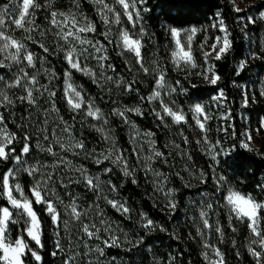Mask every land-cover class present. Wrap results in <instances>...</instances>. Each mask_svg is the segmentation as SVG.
<instances>
[{
    "label": "trees",
    "instance_id": "trees-1",
    "mask_svg": "<svg viewBox=\"0 0 264 264\" xmlns=\"http://www.w3.org/2000/svg\"><path fill=\"white\" fill-rule=\"evenodd\" d=\"M247 1L250 5L242 11L235 10L232 0H144L139 3L137 9L141 13L139 22L143 29L141 62L149 67L148 73L143 71L137 60L128 57L120 48L118 34L113 35L111 32L106 37L109 26L105 25L94 0H53L51 9L36 11V27L31 33L14 29L13 34L17 38L32 37L24 42L29 51L34 53L36 68L28 71L38 72L39 84L56 93L51 99L48 92L42 95L40 92L35 93L39 98L32 105L27 101L16 100L2 107L4 123L9 131L17 135V141L12 145L14 154L20 153L24 145L23 138L28 136L30 153L24 159L30 164L43 163L53 172L60 173L59 176L66 179V185L71 186L77 196H90L79 191L85 185L80 175L71 181L63 169H58L52 155L47 151H37L35 141H32L45 135L52 141L53 131L55 136L66 138L68 135L62 134L61 129L65 125L70 126L71 135L76 140H82L85 145L84 149L73 150L71 164L87 169L92 176H104L111 192L119 195L130 210L124 213L106 207V214L130 236L128 244L109 249L113 264H204L206 244L219 249L224 264H253L247 251L250 238L248 221L237 219L230 207L226 206L225 200L227 189L231 186L264 203V19L259 18L260 13L264 12V0ZM7 2L0 0V5ZM39 2L46 4L47 0ZM106 2L111 4L112 0ZM113 7L122 11L117 5ZM51 11L78 13L86 17L95 26V31L86 33L88 39L106 49V60L98 62L95 59L90 64L97 76L95 80L76 72L72 73V80L103 113L107 123L102 128L112 136L127 160L131 173L129 176H124L122 167L115 165L113 160H103L99 164L95 162L101 158L100 154L107 153V140L96 130L93 121L71 110L66 102V74L70 72L65 59L68 49L66 41L57 34L59 30L50 23ZM217 13L221 14L220 18L231 32L230 52L220 60L209 55L206 63L204 52H207V48L199 47L203 42L199 38L193 49L196 72L177 69L171 62L169 29H212ZM249 17L254 18L255 22L249 23ZM120 24L132 30L124 16H121ZM219 35L222 33L214 28L211 41ZM41 44L48 49L47 52L40 47ZM242 61H247V66L238 75ZM98 63L104 65L103 69ZM212 64L215 65V74L220 76L216 85L204 78L206 72L211 78L208 68ZM157 66L164 70L168 85L175 88V103L187 113V122L184 124H163L154 116L152 105L146 99L155 89L157 75L151 68ZM101 72L104 78H101ZM0 73L5 74L6 79L10 76L7 69L0 70ZM49 73H54V76ZM109 76L111 80L106 79ZM120 80L125 83L135 81L133 88L138 91L127 92L124 84L118 87ZM220 91H223L224 97L217 101L215 98ZM9 95L12 96L11 91ZM53 103L58 112L49 114ZM197 103L206 106L205 113L209 116L204 131L196 125L189 111ZM124 107H140L141 114L126 113L127 119L118 116L117 110ZM224 115H229L230 119H221ZM58 117L63 118V123ZM40 129L45 131L41 132ZM134 132L152 142L148 157L152 156L153 159L146 164L140 163L132 145ZM145 133H152V136L148 137ZM205 136L207 143L216 146L215 159L209 153ZM251 138L258 145L253 144ZM246 143L249 148L243 146ZM155 151L162 155L156 157ZM53 164L56 167H52ZM14 166L11 159L0 160V177ZM105 168L111 171L105 172ZM155 173L162 175L157 176ZM220 176H224L225 181L218 183ZM21 180L25 194L33 201V210L40 220L43 246H37L21 231L26 228L25 225L10 224L9 229L13 231L14 239L22 236L29 247L41 256V260L36 261L27 253L24 259L26 264H57L53 220L45 205L35 203L30 192L32 182L29 177L24 175ZM76 180L82 181V187ZM169 191L173 193L171 197L167 195ZM205 193L208 195L204 196ZM157 198L164 200V203H158ZM205 201L212 204L211 209L205 207ZM91 202H95V199H91ZM173 202L174 208L171 206ZM0 207L10 208V204L5 198H0ZM201 211L208 212L209 223L213 227L204 228L199 215ZM12 212L15 218L17 212ZM260 215L264 216V210ZM143 217L154 222L151 229L143 227ZM217 224L219 233L215 231ZM261 228H264V221H261ZM0 264H3L2 259Z\"/></svg>",
    "mask_w": 264,
    "mask_h": 264
},
{
    "label": "snow or ice",
    "instance_id": "snow-or-ice-1",
    "mask_svg": "<svg viewBox=\"0 0 264 264\" xmlns=\"http://www.w3.org/2000/svg\"><path fill=\"white\" fill-rule=\"evenodd\" d=\"M97 5L101 18L103 19L105 25H108V31L105 33L106 37L111 34V26L119 25L121 23V16L127 18L128 21L135 23L139 22L141 18V13L137 9L139 3L144 2V0H112V3H107L106 0H94ZM53 0H47L46 4H41L39 0H8L6 4L0 5V70L7 69L10 73V76L6 79L5 74L0 73V106H8L13 104L16 100L27 101L29 105L35 104L38 96H35L34 93L40 92L41 95L43 92H48L49 99L55 97V91H49L47 86H42L39 84L37 76L38 72L30 73L28 69H35L36 63L34 62V53L29 51L25 39H31L32 37L25 36L17 38L13 31L14 29H22L25 33H31L36 25L34 24L36 11L42 8L51 9ZM113 5L119 6L122 11H118ZM240 11L239 8L235 9ZM147 11V9H143ZM51 20L50 23L55 26L59 31L58 35L60 38L67 42L69 50L65 53V59L69 63L72 69L77 71H83L85 75H88L92 78H96V73L91 69L87 68L85 65L81 68L80 57L88 59L86 53L89 54H99L97 55L98 62L107 59L106 49L103 45L93 40L88 39L86 36L82 35L86 32L95 31V26L93 23L78 13H63L57 11L50 12ZM221 14H216V22L211 25V27L218 29L222 35L215 36L213 38V43L210 45L212 52L215 53V60H220L223 56L227 55L232 48L231 32L228 30L225 22L220 18ZM135 18V20H134ZM260 19H264V12L260 13ZM249 23H254L255 20L252 17L248 18ZM206 32L207 29L191 27L188 29H178L172 27L169 29V35L172 42L171 50V62L177 68H180L181 65L188 68H196L197 64L193 58V40L197 32ZM143 38V29H141L139 35L130 33L127 29H121L119 32V39L121 46L124 50L132 53L137 59V63H140L141 68L145 73L150 71L149 67H145L142 61V44ZM76 44L80 45V50L77 52ZM208 44V38L204 37L203 42L199 45L203 49ZM87 45L88 47H85ZM41 48L45 52L48 49L41 44ZM91 49V52H90ZM63 50V49H62ZM211 55L210 52H204V59L207 63L208 56ZM256 58V57H251ZM98 66L103 69L104 65L98 63ZM247 66V61H242L239 64L238 72L239 75L242 73ZM109 67H111L109 65ZM215 65L212 64L208 68V72H211V78L207 72L205 73L204 78L209 80L212 85H216L220 80V76L215 74L214 71ZM114 70V69H113ZM151 71L156 73L157 79L155 84V89L146 99L148 102H155L159 100L162 112H157L156 115L161 117L162 114H165L167 117H170L175 124H180L186 121V116L182 109L173 108L165 102L163 98V93L167 92L169 95L172 92H175V88H172L168 85L165 80V72L159 66L151 68ZM49 75L54 76V73H49ZM101 78L103 77V72H101ZM111 80L112 77L109 76L106 78ZM99 83V81H97ZM125 83L123 80H120L117 83L119 87L120 84H124V89L127 92H132L135 89L133 84ZM12 89H19L20 92L24 93L23 95L16 96L15 100L13 96L9 95V92ZM42 89V91H41ZM138 91V90H135ZM224 97L223 91L219 92V95L215 98L219 101ZM65 99L67 104L73 110H80L82 107L86 109V115L94 119L101 120L104 124L107 123V120L103 119V113L98 107H95L94 102L86 101L85 97L82 95V90L75 86L71 82L70 74H66V86H65ZM144 99V98H142ZM206 106L199 103L195 104L189 111L192 113V119L195 121L196 125L202 130H205L206 123L209 119L208 115H202L205 113ZM53 112H58L53 103L50 107L49 114ZM135 112L136 114H141L140 107L129 108L124 107L118 109L116 114L118 116L126 117V113ZM48 115V114H46ZM61 123H63V118L58 117ZM221 119L228 120L230 119L229 115H224ZM47 120L45 121V124ZM130 123V122H129ZM135 126L133 125V128ZM99 132H103V128L96 129ZM41 132L45 129H40ZM62 134H67L68 139L65 143L61 140L60 137L55 136V131H53L54 139L51 141L52 144H60V147L65 151H73L74 149H84L85 145L82 140H75L71 136V130L69 125H65L61 129ZM144 135L151 137L152 133H145ZM24 145L20 149L19 154H14L15 150L11 147L13 142L17 141V135L14 132L8 130L7 125L4 123V116L0 114V160L11 159L16 164L14 169H9L3 177H0V198H5L12 209H15L17 216L13 217V212L9 207H0V259L5 261V264H24V257L26 252L30 253L31 256L36 260L40 261L41 256L38 251L33 250L29 247L28 243L23 237H18L13 240L11 238V233L9 229L10 224L19 223L20 217H25V225L27 236L31 238L32 241L36 243L37 246L42 247L41 244V229H40V220L37 216V213L33 210L32 203L33 201L25 195L22 185L19 183V177L21 173H26L30 177L35 178V182L30 188V192L34 197L35 203L45 205L46 211L51 215L53 222H57L60 213L57 210V206L54 205L53 201L63 204V201L60 200L59 196L56 194L53 188L49 187V183L53 182V177L51 172H45L44 169L47 167L43 163L37 164H28V161L24 157L28 156L30 153V144L29 137L25 136ZM44 140H47L48 137L43 136ZM106 139H110L106 137ZM111 142V141H110ZM151 143V141H149ZM205 142L207 143V137L205 136ZM41 150L47 151L54 157L60 164H63L65 167H72L74 171H78L80 176L86 182V184L93 188H100L101 181L99 176H92L88 173L87 169L83 167H75L71 164L70 161H65L62 156L58 153H54L52 147H47L46 149L42 148L40 143L37 142L36 145ZM112 151L107 155L100 154L101 158L96 159V163H102L103 160L112 159L114 163H119L122 165L123 175H131L129 165L127 160L116 150L114 142H111ZM245 148H249V145L246 143L243 145ZM209 153L212 155V158L215 159V145L207 143ZM156 157H160L162 153L159 151L154 152ZM87 155V153H86ZM147 161L153 159L152 156L145 158ZM27 165V166H26ZM52 167H56V164H53ZM105 172H110V168H105ZM157 176L162 174L155 173ZM203 174H201V177ZM225 177L220 176L218 178V183L224 182ZM75 182L79 183V180ZM66 186V185H65ZM14 193L18 194L14 195ZM169 197L173 195L171 191L167 193ZM208 194L205 193L204 196ZM226 206L230 207L231 213H234L235 216L241 221L247 220L250 232L252 233L253 238L249 243V252L251 255L257 258V264H261L262 259H264V228H261V221H264V216H261L260 213L264 210V203L258 202L253 198L251 194H244L238 191H228L227 196L225 197ZM113 207L119 208L124 213L129 211L128 207H125L123 204H117L113 200L108 201ZM171 206L174 208L175 203L173 202ZM205 207L211 209L212 204L205 201ZM65 211L70 209L71 217H74L77 221H80V224L77 227V231L82 229L83 233L88 238H95L100 240V230L96 227L95 224L89 225L83 223L82 216L87 215V213H81L78 211V206L75 202L70 203L69 205H64ZM202 220L204 228H211L213 225H210V217L207 211H201L199 213ZM231 218V217H230ZM144 223L143 227L151 229L153 227V221L147 217H143ZM65 229L69 228L68 220L62 221ZM163 230V229H161ZM105 231H110V229H105ZM199 231V230H198ZM215 231L220 232L218 224L215 226ZM203 235V233H200ZM222 235V233H221ZM104 245L107 247H116L119 246V240L115 236H110L109 239L103 241ZM57 247H60L59 242ZM206 248H211V252L214 256L218 257V261L210 260V264H223V255L219 249L212 248L211 245L206 244ZM95 251L100 255H103L104 248L99 245L95 246ZM75 259V257H71ZM205 259H209L208 253H205Z\"/></svg>",
    "mask_w": 264,
    "mask_h": 264
},
{
    "label": "rangeland",
    "instance_id": "rangeland-1",
    "mask_svg": "<svg viewBox=\"0 0 264 264\" xmlns=\"http://www.w3.org/2000/svg\"><path fill=\"white\" fill-rule=\"evenodd\" d=\"M232 1L234 3L235 9L239 8L240 11L244 10L246 7H248L250 5V2L247 1V0H232ZM97 9H98V7H97ZM134 20H135V18H134ZM129 23L131 24V27H132V30L130 31V33L135 34V35H139V33L141 31V26H142L141 23L137 22V23H135V26H133V22L129 21ZM202 28H204V27H202ZM121 29H125L123 26H121V24L112 25L111 26L112 34L113 35L118 34V39H119V32H120ZM204 29H207V31L206 32H200V31L197 32L196 36L194 37L192 47L194 49V44L197 41V39L200 38L203 41V38L207 37L208 38V44L205 47L207 48V52L211 53L210 56L211 57H215V53L212 52V50L210 48V45L213 43L211 41V39H212V34H213V31H214V28H212V29L204 28ZM86 33H84L82 35H84V36H86L88 38ZM119 42H120V39H119ZM75 46L77 48V52H79L80 45L76 44ZM85 47H88V46L85 45ZM120 48L127 53L128 57L131 56V58H133L134 60H137L132 53H130V52H128V51H126V50H124L122 48L121 43H120ZM66 49L69 50V46H68L67 42H66ZM90 52H91V49H90ZM141 52H142V49H141ZM85 55L88 56V59H84L83 56L80 57L81 68H83L86 65L87 68H89L93 72H95V70H93L91 68L90 64H93L95 59L97 60V55H99V54L86 53ZM193 58H194V56H193ZM68 66H69V71H70L68 74H70V76H71V82L75 86H77L80 90H82V95L85 97L86 101L94 102L93 99H91L89 97V95L86 94L85 91L79 85L75 84L74 81L72 80V73L73 72H76V73H78L80 75H83V76H86V77H90V76L85 75L83 71H77L76 69H72L70 67L69 63H68ZM177 69H181V70H184V71L186 70V71L196 72V68H188V67H185L183 65H181V67L177 68ZM90 78H92V77H90ZM92 79H94V78H92ZM11 93H12V96H13L14 100H15L16 96H20V95L24 94V93L20 92L19 89H12ZM36 93H38V92H36ZM163 98H164L165 102L168 103L169 106L173 107L174 109L175 108H180V107H178V105L174 101V93L173 92L170 95L167 92H164L163 93ZM94 105H95V107H97L95 102H94ZM151 105H152L154 116L157 119H159L163 124H168L169 122L173 123L172 119L170 117H167L165 114H162L161 117H158L156 115L157 112H162L159 100H157L155 102H151ZM2 107L3 106H0V114H2V111H1ZM69 108L71 110H73L70 106H69ZM180 109H182V108H180ZM73 111L76 112L77 114L78 113L82 114L87 119H90L91 121H93V125H94L95 128L103 127L102 125L104 123L101 120L94 119V118L88 117L86 115V109L84 107H82V109H80V110H73ZM183 112H184V114L186 116V119H187V113L184 110H183ZM191 115H192V113H191ZM202 115H206V113H204ZM184 123L185 122H182L180 124H175V123H173V124L174 125H181V124H184ZM101 133L104 135L105 138L106 137L110 138V139H106L107 140L106 141L107 153L105 155H107L109 152H111L113 150L112 146H111V142H114L115 146H116V142L112 139V136L110 134H108L106 130H104ZM57 137H59V136H57ZM67 139H68V136L66 138L61 139V140L66 143ZM251 140H252L253 144L258 145V142L256 140H254L253 138H251ZM32 141H35L34 145H35V148H36L37 151H42L41 148H38L36 146L37 142H39L42 148H44L43 146L52 147L53 152L54 153H58L60 156H62L64 158L65 161H70L71 162L72 159H73V156H74L72 154L73 151H65V150H63L60 147V144H57L56 146H53V144L51 143V140H49V139L44 140L43 136H38ZM131 141H132L133 147L137 151L140 163L146 164L148 161L145 158L148 157V154H149L148 150L150 149V147L152 149V142L150 143L149 139H146L144 136L140 135L137 132L133 133V137H132ZM12 145H11V147H12ZM57 148H58V150H57ZM116 150L119 151V153L121 154L120 149L117 146H116ZM52 159H54L55 163H57V167H58L59 170L62 171V169H63V171H65V173L68 174L69 179L71 181L77 179V175H80V173L78 171H74L72 167H65L63 164H60L57 161L56 157H54L53 155H52ZM108 160H109V162H111L112 159H108ZM28 164H30V163L28 162ZM114 164L117 165V166L122 167V165L119 164V163H114ZM15 167H16V164H15L14 168ZM44 171L52 173L53 182L49 183V187L53 188L54 191L56 192V194L59 196L60 200L63 201V204H59L58 202L53 201L54 205L57 206L58 212L60 213V217H59L58 221L55 222V223L53 222L54 223L53 235H54L55 245H56V254H55V256L57 258V262L56 263L57 264H113L114 260L110 256L108 251H109V249L115 248V247H107V246L104 245L103 241L109 239L110 236H115L119 240V246H122L123 244H128L129 243L130 236L123 232V229L121 228V226L118 223H116L111 217H109L106 214V211H107V208L110 207L114 211L122 212L121 210H119V208L113 207L111 204H109L108 201L109 200H113L118 205L119 204H123L125 206L126 204H125L124 200H122L119 195L115 194L114 192H111V190H110V188L108 186V180H106V178L104 176H102V175L99 176L100 181H101V185H100V188H98V189H93V188L89 187L86 184L85 181H84L85 185H83L82 181L79 180V183H77V184H79L80 187H82L81 185H83L85 187V188L83 187L84 189L82 188L79 191L80 192H85L86 194L90 195V196L80 197V196H77V194L74 193L73 188H71V186H67L66 185V183H65L66 179L64 177H62V176H59L60 173L53 172V170H50L49 167H46L44 169ZM24 175L29 177V179L32 182V184L35 182V178L34 177H30L26 173H21V175L19 177V183L22 185L23 189H24V186L22 184V180L21 179H22V177ZM95 176H97V175H95ZM158 182L159 181L157 179V183ZM113 191H115V190L113 189ZM24 193H25V191H24ZM14 195L18 196V194H16V193H14ZM162 198H163V196H162ZM91 199H95V202H91ZM157 200H158V203H160V201H162V203H164V200H160V198H157ZM72 202H75L77 204L78 211H80L81 213H85V212L87 213V215L82 216L83 223H86V224H89V225L95 224L96 227L100 230V237H101L100 240H96L94 237L93 238H88L83 233L82 229L77 231V227L80 224V221H77L74 217H71L70 209L68 211H65V208H64V205H69ZM41 204H43V203H41ZM9 209L11 211L15 210V209L11 208V205H10ZM233 215L235 216L234 213H233ZM19 219L21 220V222H19L21 224L17 223L15 225H17V226L25 225V217H20ZM63 220H68V222H69V228L68 229L64 228L63 223H62ZM25 227H26V225H25ZM40 229H41V237L40 238H42L41 223H40ZM105 229H110V231H105ZM21 231H23L27 235L26 228L25 229L24 228L21 229ZM10 233H11V238L13 240H15L13 238V231L10 230ZM19 237H22V236H19ZM252 238H253V236H252V233L250 232V238H249V242H248V245H247V251H248V254H249L250 258H251L252 263L253 264H257V258L254 257L253 255H251V253L248 250L249 243H250V240ZM58 242L60 244V247H57V243ZM96 245H99L100 247L104 248L103 255H100L98 252L95 251V246ZM119 246H116V247H119ZM211 247L215 248L213 245H211ZM205 253H208L209 259H205ZM26 255H27V252L25 254V257H26ZM25 257H24V259H25ZM71 257H75V259L73 260V259H71ZM210 260L218 261L219 258L213 255V253L211 252V248H206L204 250V252H203L204 264H210ZM2 262H3V264H5V261L2 260ZM24 264H26L25 260H24ZM223 264H224V261H223ZM261 264H264V259H262Z\"/></svg>",
    "mask_w": 264,
    "mask_h": 264
},
{
    "label": "clouds",
    "instance_id": "clouds-1",
    "mask_svg": "<svg viewBox=\"0 0 264 264\" xmlns=\"http://www.w3.org/2000/svg\"><path fill=\"white\" fill-rule=\"evenodd\" d=\"M228 191H237V190H236L234 187H231V186H230V187L228 188ZM238 192H239V191H238Z\"/></svg>",
    "mask_w": 264,
    "mask_h": 264
}]
</instances>
